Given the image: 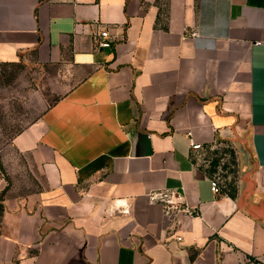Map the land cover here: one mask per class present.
<instances>
[{
    "label": "crops",
    "instance_id": "0c3cea01",
    "mask_svg": "<svg viewBox=\"0 0 264 264\" xmlns=\"http://www.w3.org/2000/svg\"><path fill=\"white\" fill-rule=\"evenodd\" d=\"M21 61L63 92L14 137L38 188L3 210L0 264H264V0H0ZM222 143L234 193L201 162Z\"/></svg>",
    "mask_w": 264,
    "mask_h": 264
},
{
    "label": "rangeland",
    "instance_id": "374dc122",
    "mask_svg": "<svg viewBox=\"0 0 264 264\" xmlns=\"http://www.w3.org/2000/svg\"><path fill=\"white\" fill-rule=\"evenodd\" d=\"M56 70L23 61L0 63V222L7 205L38 188L28 158L13 140L63 92L54 82ZM234 151L232 143L207 147L201 160L221 191L228 193L237 192L241 173Z\"/></svg>",
    "mask_w": 264,
    "mask_h": 264
},
{
    "label": "built area",
    "instance_id": "2783aa9c",
    "mask_svg": "<svg viewBox=\"0 0 264 264\" xmlns=\"http://www.w3.org/2000/svg\"><path fill=\"white\" fill-rule=\"evenodd\" d=\"M109 35L110 34L108 30L101 31L99 39L97 41V47L108 48L112 46L111 40L109 39ZM193 148L201 149L202 145L193 144ZM211 187L214 192H218L220 190L219 183L215 179L211 181ZM150 196L153 201H158L163 205L165 214L173 221L179 222L178 216L180 213H184L190 216L198 214L195 208L189 207V205L185 201L184 194L181 192L171 189H164L161 191H154L151 193Z\"/></svg>",
    "mask_w": 264,
    "mask_h": 264
},
{
    "label": "trees",
    "instance_id": "16d2710c",
    "mask_svg": "<svg viewBox=\"0 0 264 264\" xmlns=\"http://www.w3.org/2000/svg\"><path fill=\"white\" fill-rule=\"evenodd\" d=\"M217 162H215L214 164L216 165Z\"/></svg>",
    "mask_w": 264,
    "mask_h": 264
}]
</instances>
